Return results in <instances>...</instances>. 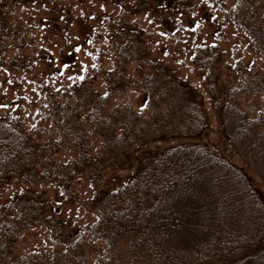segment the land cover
I'll return each instance as SVG.
<instances>
[{
  "label": "trees",
  "instance_id": "1",
  "mask_svg": "<svg viewBox=\"0 0 264 264\" xmlns=\"http://www.w3.org/2000/svg\"><path fill=\"white\" fill-rule=\"evenodd\" d=\"M51 1L0 0V46L4 49L20 47L27 40L23 32L20 33V26L10 19L13 11L21 14L27 5L37 2H42V9L47 10V4H53ZM76 1L117 7L113 15L115 30L107 32L105 41H128L132 43L129 48L134 47L130 51L124 48L122 60L116 58L113 67L104 72L106 90L88 93L90 99L86 98L84 118L88 125L96 128L108 119L104 103L130 90L132 75L126 73L127 63L143 58L146 53L138 15L144 13L152 22L162 24L164 35L172 36L184 26L182 16L186 14L187 17L201 13V20L211 24L209 12L198 4L202 0ZM234 3L238 7L228 20L246 36L252 52L264 56V0H234ZM61 11L63 15L57 17L39 18L42 27L49 26L54 35L67 31L74 22L69 4L64 3ZM96 13L92 11L90 19L95 18ZM134 16L136 23L134 20L132 23ZM216 30L209 28L206 33L212 40L196 45L193 56L199 69L208 70L209 76L201 85L203 90L192 86L159 60L149 61L150 75L145 73L141 63L135 66L137 86L149 92V97L166 96L170 92L174 97L178 94L183 101L180 122L175 128L171 124L163 129V135L155 134L158 127L147 126L134 140L136 129H123L118 135L110 129L98 133L106 144L99 149L102 153L93 152L75 116L76 122L69 123L70 127L75 124L78 131L71 133L72 142L70 137L61 136V145L57 139L56 147L46 155V147L29 134L18 114L1 117L0 173L3 177H0V187L12 178L13 171L17 175L30 170L31 175L42 179L56 176L52 181L67 192L85 172H93L92 165L100 163L95 168L101 173L94 171L97 177L109 168L113 173L96 192L97 213L85 232L89 240L102 242L111 253V257L102 260L103 264L116 263L114 253L129 256L135 263L264 264V191L253 183L245 168L217 149L222 144L224 151L239 153V146L249 141L242 155L245 164L257 162L264 168V130L258 131L264 125V108L255 115H248L241 109L247 100L246 94L264 92V75L254 68L242 70L239 61L232 65L222 49L221 40L216 37ZM67 46V51L60 50V60L68 64L76 60L79 46ZM13 61L19 62L16 56ZM241 71L240 84L235 83V78L232 82L228 80L231 74ZM138 77L141 81H137ZM153 80L157 84L155 87H152L154 82L150 84ZM96 99L102 102L96 104ZM110 110H116V117L123 111L118 105ZM235 113L242 116L228 129L226 117ZM210 116L218 124L214 142L207 140ZM61 148L65 155L61 154ZM16 185L18 188L8 196L0 193V238L15 243L19 232L25 228H46L51 224L60 228L61 220L54 219L49 212L44 215L45 207H52L47 206L48 196L52 195L46 187L32 192L22 187L20 180ZM96 185L99 183L93 188L97 189ZM53 211L61 210L54 208ZM57 233L60 236L55 239L61 242L64 229H57ZM19 261L23 262V257H19Z\"/></svg>",
  "mask_w": 264,
  "mask_h": 264
},
{
  "label": "rangeland",
  "instance_id": "2",
  "mask_svg": "<svg viewBox=\"0 0 264 264\" xmlns=\"http://www.w3.org/2000/svg\"><path fill=\"white\" fill-rule=\"evenodd\" d=\"M51 2L53 4H47V10L42 9V2H37L34 5H27L21 14L13 11L14 15L10 16V19L20 26L19 31L21 34L23 32L22 35L27 40L20 47L4 49L0 46V118L10 113L18 114L29 134L46 147V155H49L48 151L52 147H56L57 139L61 145L63 141L61 136L66 139L70 137L72 142L71 133L74 131L78 133V131L75 124L70 127L69 123L76 122L75 116L78 117L76 123L88 136L93 152L96 150L100 152L99 149L105 144L98 133L103 134L110 129L115 130L116 135L123 129H136L134 133V140H136V136H140L147 126L148 128L158 127V130L154 129L155 134L158 135H163V129L171 127V124H174L175 128L180 122L179 114L183 104L181 98L178 94H175V97L172 96L170 92L166 96L161 95V99L156 95L149 97V92L137 86L134 68L141 63L145 73L150 75L152 70L148 66L149 61L159 60L188 80L192 86L203 90L201 85L209 76L208 70L207 68L199 69L193 56L196 45L212 40L206 33L209 28L217 29L216 37L221 40L222 49L232 65L239 61L242 63V70L247 68L249 71L254 68L264 75V56L254 54L246 36L228 20V16L238 7L234 0L200 1L198 4L203 5L209 12L211 24L201 20V13L197 12L196 16L189 14L187 17L186 14L182 16L185 18L184 26L178 29L174 36L167 33L164 35L162 24L152 22L149 16L141 13L137 16V22L138 27L143 29L142 47L146 53L143 58L133 59L127 63L126 73L132 75L130 90L117 94L114 100H109L108 104L104 103L107 122L100 123L97 128L92 127L84 118L85 104L90 99L88 93H102L106 90L104 72L113 67L116 58H118L117 61L122 60L123 49L129 48L132 43L105 41L107 32L115 30L113 25L116 18L113 15L114 13L116 15L117 7L91 1H86V4H78L76 0ZM64 3L70 5L74 22L67 31L62 30L54 35L49 26L42 27L39 18L63 15L61 10ZM92 11L97 13L95 18L90 19ZM189 18L191 19L186 21ZM133 20L136 23V16L132 18V23ZM60 21L62 23V18ZM67 44L79 46V55L76 60L68 64L60 60V50L67 51L69 48ZM133 48H129V51ZM14 56L19 62L14 63ZM241 73L242 71L231 74L228 80L232 82L235 78V83L240 84ZM93 74H96L94 78ZM137 81H141V78L138 77ZM151 83L152 87L157 85L155 80ZM204 97L206 106L209 108L208 96ZM246 99L241 109L248 115H255L264 108V92L262 91L246 94ZM101 102V100H95L96 104ZM116 105L123 109L122 113H117L119 114L117 117L116 110H110V107ZM75 106H77L76 112H74ZM70 114L73 116H69ZM241 116L237 113L228 114L226 117L228 129L232 128ZM210 119L207 140L214 142L218 124L212 120L211 116ZM116 121L119 123L117 124ZM113 124L116 128H113ZM261 130H264V125L258 129V131ZM120 141L123 142V139ZM111 143L116 144L115 141ZM248 143L249 141H246L239 146V153L231 150L224 151L222 144L217 149L234 163L245 168L253 178V183L264 191L263 165L257 162L245 164V159L243 160L242 155H245ZM63 151L64 149L61 148V154L65 155ZM99 164L95 163L94 167L92 165L93 172H85L78 178L79 180L74 181L67 192L62 191L52 181L56 176L51 179H42L36 174L31 175L30 170L24 174L15 175L14 171L11 173L12 178L0 187V193H5L6 196L13 193L18 188L16 185L18 180L22 187L24 185L32 192L46 187L52 195L48 196L47 206L52 207L50 209L45 207L44 215L49 212L51 217L61 220V226L59 228L56 224H51L52 229L48 226L25 228L19 232L15 243H9L0 238V264H103L102 260L111 257V253L102 242L89 240L85 232L97 213L96 192L99 187L105 185L108 175L113 173L112 168H109L105 174L97 177L95 172L101 173V170L96 171L95 167ZM0 177H3L1 173ZM97 183H99L96 185L97 189L93 188V185ZM54 208H59L61 211H53ZM61 228L64 229V234L61 235V242H59L55 238L60 236L57 229ZM112 256L116 259V263L112 264H149L143 261L135 263L124 254L120 256L114 253ZM19 257H23V262L19 261Z\"/></svg>",
  "mask_w": 264,
  "mask_h": 264
}]
</instances>
